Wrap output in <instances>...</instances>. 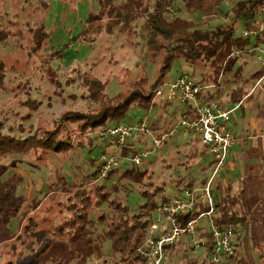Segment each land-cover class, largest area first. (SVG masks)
Masks as SVG:
<instances>
[{"label":"rangeland","instance_id":"1","mask_svg":"<svg viewBox=\"0 0 264 264\" xmlns=\"http://www.w3.org/2000/svg\"><path fill=\"white\" fill-rule=\"evenodd\" d=\"M125 1L127 0H0V27L10 33L8 43L0 48V63L5 66V77L0 83V127L3 132H12L17 137L29 134L40 136L46 129L60 123L64 112L81 111V115L88 117L95 114L96 110L99 111V106L85 98L88 95L82 84L85 76L94 75L105 84L106 100L117 97L124 91L130 93L132 90L142 89L147 92L143 83L146 79L141 81L139 78L146 75V87H149L158 78L161 63L151 61L147 56L146 15L141 13L142 4H137L139 0H132L140 12L136 23H133L131 35L123 34L119 29L111 32L108 30L110 5ZM147 1L153 7L157 0ZM240 1L215 0L213 2L217 6L219 4V11L215 14L217 16H207L201 20H210L208 25L211 28L220 24L236 27L231 22L236 19L234 9ZM174 4L178 17L188 20L193 17L190 11L195 9L193 4H189L187 0H174ZM196 15L202 17L203 14L197 12ZM260 18H264V13L260 14ZM90 19L92 24L88 23ZM41 23L50 36L43 50L32 40ZM245 31L247 26L239 22L236 36H243ZM245 59L234 57L236 62L233 68L236 73L237 70H242V74L247 77L263 67V63L254 55ZM204 64L197 62L192 66L182 59L175 60L165 79L163 97L153 103L136 102L129 108L120 125L139 126L145 121L148 135L136 134L129 141L135 144L137 150L147 149L149 153L139 166L130 161V158H120L118 175L110 180L99 177L98 183L111 190L109 202L119 200L132 213L137 214L149 199L160 203L164 196L172 198L192 183L193 187L200 188L210 178L213 173L211 153L207 151L196 159V152L202 154L203 149L192 143V135L186 131L167 137L157 149L153 145L154 139H161L158 135L165 133L170 123L175 125L182 119L188 107L170 97L171 83L181 75H189L194 81H200L201 70H205ZM206 71L208 75L211 73L209 69ZM244 79L239 78L238 81ZM226 80L230 81L229 77ZM226 89L224 87L221 93L227 92ZM216 101L218 102L212 103L220 107L225 105L222 94ZM27 114H31V119H28ZM75 124L77 127L81 125L79 122ZM152 127L158 130H153ZM101 131L93 133L94 137H98ZM72 135L75 137V133ZM105 150V144L94 145L92 149L80 151L78 156L72 155L70 160L61 162L54 159L40 166L30 158L13 157L5 162L7 172L1 176V182L13 184L16 195L26 200L21 205L22 222L15 216L8 227L4 213H0V264L119 263V257H112L113 242L106 237V223H97L93 234H85L78 240L54 243L58 240L54 235L58 231L56 226L66 217L63 215V204L59 203L66 188L59 178L65 177L69 183L82 181L87 174L96 171L97 165L93 164V160L99 164V160L106 156ZM232 154L238 156V170L235 173L225 171L222 177L218 176L217 181L224 184L222 198L229 188L235 192L239 187L245 166L253 165L249 157L264 171L258 154L242 152L239 145L231 151L230 155ZM134 170L138 173V179L125 178L119 182L120 175ZM114 185L117 186L116 191H113ZM158 187L161 190H157ZM256 196L261 201L264 200V181L257 188ZM99 209L111 214L108 202L101 204ZM157 217V213H154V223ZM108 220L107 217L106 222ZM203 224L208 226L206 220ZM31 230L43 232L44 242L35 247L28 244V232ZM236 231L239 234L235 237V259L230 262L223 260L219 264H264L260 258L263 249L260 232L250 228L247 230L243 225H238ZM149 233L158 234L151 229ZM48 240L53 244L40 257V247ZM77 256L84 257V261L77 259ZM210 259L211 253L207 247L196 248L191 239L185 236L170 249L163 264H212Z\"/></svg>","mask_w":264,"mask_h":264},{"label":"trees","instance_id":"2","mask_svg":"<svg viewBox=\"0 0 264 264\" xmlns=\"http://www.w3.org/2000/svg\"><path fill=\"white\" fill-rule=\"evenodd\" d=\"M187 1L189 4H193L192 6L195 8V11L203 14L202 17L200 16L193 20L178 17L174 9V7L176 8L174 0H157L153 7H151L147 0H139L137 2L138 5L140 3L142 4L141 13L146 15L147 33L145 38L148 48L147 56L151 61H160L161 63L158 78L149 87L147 86L148 88L146 87L147 76L143 75L142 78H139V80L146 79L143 80V83L145 84L147 92L142 91V89L132 90L130 93H125L124 91L119 96L106 100L104 98L106 96L104 94L106 90L105 84L94 75L92 77L85 76V80L82 81L83 86L88 92L85 98L91 101V103L97 104L99 111L96 110L95 114L90 117L81 115V111L64 112L60 123L50 129H46L40 136L37 134H29L25 137H17L12 132H3L0 127V178L7 172L5 162L13 157L30 158L36 165L40 166L54 159L61 160V162L70 160L78 156L79 152L84 149H92L94 145L103 146V144L106 145L104 155L109 157L118 156L120 168V158H130V161H132V156L139 152L135 148V144L128 141L126 145L119 147L99 136V138L94 137L93 133L99 130L104 131L121 124L129 108L136 102L153 103L154 101L160 100L163 97L162 89L165 86L166 76L175 60L182 59L192 66L197 62H204V69H209L213 72V75L218 76L221 73L220 71H223L225 68L227 60L233 62L235 56H256L255 48L259 45L264 46V39L261 36L257 41H253L250 37H245L244 34L241 37L236 36V29L233 26L228 27L220 24L211 28L208 25L210 20H201L206 19L207 16L213 17L219 11L218 6L213 0ZM139 12L132 0H127L121 4H111L108 30L111 32L119 29V32L131 35L133 23H136ZM234 13L235 17L239 19L246 21L248 19H255L256 16L264 13V0L241 1L234 9ZM88 23L92 24V20L90 19ZM184 34L187 37H182ZM49 37L44 24L41 23L39 28L34 32L32 40L37 47H42L43 50ZM9 38L10 33L3 27H0V48L8 43ZM236 52H240V54ZM4 69V64L0 63V83L5 77V73H3ZM256 74H260V72ZM202 75L204 77L207 76L205 74ZM139 80L137 79L136 82ZM198 84L204 87L209 86L202 85L205 84L204 82ZM159 91L161 95H157ZM201 95L199 96V100L201 99ZM170 97L188 107L184 111L182 119L177 124L173 125V123H170L167 126L166 132L158 135L159 138H164V140L179 131H183L179 129L177 132L172 133V130L180 122L194 119L196 114L194 105L184 103L171 94ZM27 115L29 116L28 119H31V114ZM77 122L81 123L78 127L75 124ZM72 133H75V137H73L74 135ZM189 134L192 135V143L198 144L203 149L202 154L201 152H196V159L200 158V155L205 154V152H210L209 147L204 145L199 137H195L192 133ZM144 135H148V132ZM130 155L131 157H129ZM93 162V164L97 165L95 168L96 171L92 174H87L86 177H83L84 179L82 181L76 180L73 183H69L65 177L59 178L63 182V187L66 188L63 193L64 195L61 196L63 202L59 201V203L63 204V215L64 217L66 215V217L61 224L56 226L58 231L54 235L58 237V240L54 243L62 244L63 242L78 240L77 238L80 236L93 234L96 231L97 223H106L107 231L105 234L113 242L112 257H119L118 264L149 263V260L141 257L139 249L145 245L151 234L149 231L154 224L153 214L157 213V209L163 201H167L170 198L164 196L160 203H156L154 199H149L146 205L137 214H134L128 206L123 205L119 200L109 202L111 190L109 191L105 185L98 183L99 177L103 178V180H110L113 176L118 175L119 168L102 177L100 172L101 164H98L96 160H93ZM215 164L216 161L213 158L211 163L212 169ZM137 174L135 170L132 173L122 174L120 175L119 182L125 178L136 180L138 179ZM263 179L264 173L245 175L241 179L238 185L239 187L235 192L229 188L222 200L220 199L221 196H219L217 211L212 219L216 226L222 230L230 227L236 229L238 225H243L247 230L249 228L252 231L255 229L258 230L263 248L260 258L264 262V200L261 201L256 196L257 188ZM217 184L216 182L214 185L215 190L221 188V185ZM116 185H114L113 191H116ZM191 185L189 184V186ZM157 190H161V188L158 187ZM25 200L26 198L24 199L16 195L13 184L10 182H1L0 179V213H4L8 227L12 218L15 216H18L20 222H22L21 213L23 212L21 205ZM105 202L109 203L111 214L107 212L103 213L99 209V206ZM199 209L194 215H180L178 220L186 223L189 219L198 217L208 210L205 206H201ZM107 217L109 218L108 222H106ZM36 226L38 225L36 224ZM25 227L28 226L26 225ZM235 233L238 236L239 233L236 230ZM28 234L30 237L28 244H33V247L44 242L45 236L43 232L31 230ZM200 235L210 237L209 234L205 233H201ZM52 244L51 240L42 244L39 256H44ZM205 247L212 253V244H208ZM235 255L236 253L228 256L224 260H229L230 262L235 259ZM80 256L76 258L84 261V257ZM106 262L105 260L104 263Z\"/></svg>","mask_w":264,"mask_h":264},{"label":"built area","instance_id":"3","mask_svg":"<svg viewBox=\"0 0 264 264\" xmlns=\"http://www.w3.org/2000/svg\"><path fill=\"white\" fill-rule=\"evenodd\" d=\"M243 34L245 37L259 38L264 34V22L259 25L257 31L247 30ZM255 51L257 60L263 63L264 67V47L259 45ZM236 53L240 54V52ZM207 89H209L208 86H201L189 75L179 76L170 85L171 95L176 96L184 103L194 105L196 110L194 119L183 120L172 130V133L182 129L199 137L202 143L209 147L216 164L210 178L205 183L203 182L202 187L195 188L192 185L186 187L180 194L163 201L158 207L156 223L150 228L152 232H158V234H150L145 245L139 249L141 257L149 260L151 264H163L169 250L185 236L191 239L196 248L212 244L211 262L213 264H219L235 253L236 229L230 227L222 230L216 226L212 219L218 205L214 185L218 176L220 177L223 172L230 151L236 143V137L229 129L232 112L226 111L214 103L200 104L199 96ZM157 95H161V92L159 91ZM240 105L241 103H238L235 109ZM147 132L146 123L143 121L139 126L128 127L119 124L110 127L101 131L99 137L108 140L113 145L122 147L134 135H144ZM163 140L164 138L154 139L155 149L161 146ZM148 153L147 149L139 150L131 160L136 166H139ZM99 163L101 164L102 177L119 168L117 157L103 156ZM201 206H205L208 210L198 217L189 219L186 223L178 220L180 215H194ZM204 220L208 222V226H204ZM160 228L162 231L159 232ZM201 233L209 234L210 237L201 236Z\"/></svg>","mask_w":264,"mask_h":264},{"label":"crops","instance_id":"4","mask_svg":"<svg viewBox=\"0 0 264 264\" xmlns=\"http://www.w3.org/2000/svg\"><path fill=\"white\" fill-rule=\"evenodd\" d=\"M241 1H247V0H241ZM190 11L193 14V17H191L190 20L197 19L200 17L197 15L195 16L197 12L200 13L199 11H195V10H190ZM216 16L217 15H215V17ZM239 22L247 25L248 31H257L259 25L264 22V18H260V14H259L258 16H256L255 19H248L246 21L243 19L236 18L231 23H234L236 27L234 26L233 27L237 29V25ZM261 37L262 39H264V34L261 35ZM250 38L253 41H257L259 39L252 37ZM260 46L264 47L263 45ZM248 56L250 55H247L246 57ZM246 57L243 56L241 58L243 60H246L245 59ZM235 62H236L235 60H233V62L227 60L223 71L220 73V75L215 77L212 71H210L211 73L209 75L205 73L207 72L206 69L205 71H201L202 72L201 80L195 82L198 83L204 82L205 84L202 85H209L208 86L209 89L204 90V92L201 95V99L199 100V103L203 104L206 102H211V103L218 102L216 100L217 98H219V95L222 94V98L225 105L221 106V108L226 111L232 112L231 120L229 123V129L236 137V143L231 149V151L237 145H239V148L242 149V152L247 151L249 152V154L250 153L258 154V157L261 158L262 163L264 165V70L262 67L261 69H259V71H257L258 73L260 72V74H256L257 72L254 71L250 73L247 77H245V75L242 74V70L241 71L237 70L236 73V71L233 68ZM202 74L208 76L204 77ZM228 77L230 81L226 80V78ZM243 77L245 78L243 81H238L239 78H243ZM224 87H227L226 89L227 92L223 94L221 93V91L223 90ZM238 103H241V105L240 107L235 109ZM152 129L158 130L157 128H153V127ZM230 154L228 156L224 171L221 173L220 177L224 175L225 171L235 173V171L238 170V166H237V161L239 160L238 156L234 154L232 155ZM257 158L255 157V159ZM249 160L252 162L253 165H250L249 167L245 166V173L243 174V176H241V179L248 174L264 173V171H261L259 166L255 164L253 159H250L249 157ZM263 181L264 179L262 180V182ZM217 183L221 185L220 189L215 190V193L219 200V196H222V193L224 191L223 188L224 184H222V181L219 180L217 181ZM220 199H222V197ZM160 231H162V229L159 230V232Z\"/></svg>","mask_w":264,"mask_h":264}]
</instances>
